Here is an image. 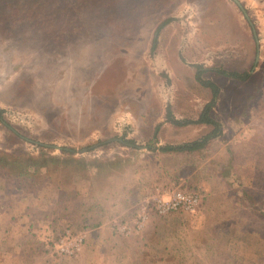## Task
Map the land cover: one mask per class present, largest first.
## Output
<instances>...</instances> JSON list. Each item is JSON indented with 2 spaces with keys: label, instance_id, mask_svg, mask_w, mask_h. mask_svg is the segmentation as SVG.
<instances>
[{
  "label": "rangeland",
  "instance_id": "rangeland-1",
  "mask_svg": "<svg viewBox=\"0 0 264 264\" xmlns=\"http://www.w3.org/2000/svg\"><path fill=\"white\" fill-rule=\"evenodd\" d=\"M239 1L0 0V241L18 250L0 264H264V0ZM198 66L223 135L162 153L210 129L167 117L211 101ZM69 155L129 162L19 175ZM177 192L200 201L160 213Z\"/></svg>",
  "mask_w": 264,
  "mask_h": 264
},
{
  "label": "trees",
  "instance_id": "trees-1",
  "mask_svg": "<svg viewBox=\"0 0 264 264\" xmlns=\"http://www.w3.org/2000/svg\"><path fill=\"white\" fill-rule=\"evenodd\" d=\"M168 22L164 21L161 25H159V27L157 28V34L159 32V30ZM157 41V35L154 38V45L156 44ZM198 73H197V79L205 86H208L211 88L213 96L210 102H208L207 104H205V106L203 107V109L201 110L198 118L196 120H178L171 112H168V119H170V121L172 123L175 124H190V123H194V124H204L207 125L208 127H210L209 131L204 134L201 138L192 140V141H188V142H183L181 144H177V145H164V146H160L158 148V150H160V152L165 153V154H193L196 152H199L200 150L204 149L208 143L217 138L220 137L221 135H223V125L222 123L214 116L213 114V107L216 104V100L217 97L220 93V88L218 85H216L214 82L210 81V80H204L201 77V73L208 71L209 68H205V67H201L198 66ZM223 74H227L232 76L233 78L239 80V81H248L250 78H252V74H250L249 71L246 72H227V71H221ZM262 75V81L260 82V84L263 85L264 87V75L263 73ZM260 75V77H261ZM257 76V75H256ZM260 89L257 91V93H260ZM4 117H3V110H0V120L3 121ZM155 150V149H152ZM0 158H3V156L8 157L6 155H3L2 153H0ZM29 162H20L23 166H21L22 171L19 173L20 176H23L26 178L25 182H28L29 177L32 176H38L39 171L42 168H48L52 165H56L58 166V168H69V170L72 171L76 170V171H80L81 172H89L90 170H93L95 172V174H101V173H108L106 171H113V170H118L121 169V171L124 170L123 164H125V162H129V159H126V161L124 162V160L122 159H117V160H106L104 162L102 161H89L87 159H83V158H76L72 155L69 156H58V157H48V158H41V159H36V158H31L29 157ZM25 163H29V164H25ZM6 166H4V168L1 169H5ZM105 171V172H104ZM6 177L11 176L10 173H6L5 174ZM19 177V176H17ZM22 182L21 183H25ZM20 183V181H19ZM19 183H17L18 185H20ZM24 188V187H23ZM17 189H21L20 187H17ZM95 225H98L95 224Z\"/></svg>",
  "mask_w": 264,
  "mask_h": 264
},
{
  "label": "built area",
  "instance_id": "built-area-1",
  "mask_svg": "<svg viewBox=\"0 0 264 264\" xmlns=\"http://www.w3.org/2000/svg\"><path fill=\"white\" fill-rule=\"evenodd\" d=\"M200 199L197 193L194 192H177L171 199L164 201L158 199L156 209L160 213H167L170 211H179V210H191L196 207ZM81 238H78L77 241L72 243L70 246L64 244L61 246L62 252L67 254H74L81 248Z\"/></svg>",
  "mask_w": 264,
  "mask_h": 264
},
{
  "label": "crops",
  "instance_id": "crops-1",
  "mask_svg": "<svg viewBox=\"0 0 264 264\" xmlns=\"http://www.w3.org/2000/svg\"><path fill=\"white\" fill-rule=\"evenodd\" d=\"M22 227V229H25L27 226H21ZM6 243H7V241H6ZM11 243H13V241L12 240H9L8 241V244H5V241H0V251H2V253L4 254H6L5 255V257L6 258H11V257H13V258H15V260H18L16 257H18V250H17V245H15L14 244V246H12L11 247ZM19 244H20V242H19ZM5 245H6V248H5ZM13 247H15L16 248V250H13ZM35 250H37V248H35ZM36 255H38V254H36Z\"/></svg>",
  "mask_w": 264,
  "mask_h": 264
},
{
  "label": "water",
  "instance_id": "water-1",
  "mask_svg": "<svg viewBox=\"0 0 264 264\" xmlns=\"http://www.w3.org/2000/svg\"><path fill=\"white\" fill-rule=\"evenodd\" d=\"M240 7H242V4L240 3L239 0H234ZM258 45L260 44L259 40L257 41ZM259 58V53H258V56H257V59ZM257 61V60H256ZM121 140V139H120ZM122 141V140H121ZM35 143L37 144H41V145H44V146H48V147H53V148H60L62 149L61 147L59 146H56V145H52V144H46V143H42V142H38V141H34ZM144 148V147H143Z\"/></svg>",
  "mask_w": 264,
  "mask_h": 264
}]
</instances>
